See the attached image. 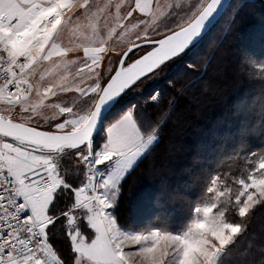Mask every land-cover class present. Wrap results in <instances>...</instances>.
I'll return each instance as SVG.
<instances>
[{"label":"snow or ice","instance_id":"6c2138e0","mask_svg":"<svg viewBox=\"0 0 264 264\" xmlns=\"http://www.w3.org/2000/svg\"><path fill=\"white\" fill-rule=\"evenodd\" d=\"M226 12L224 0H0V264H224L252 249L264 264V241L239 251L264 208V156L212 175L179 234L126 235L111 211L158 142L163 99L148 82Z\"/></svg>","mask_w":264,"mask_h":264},{"label":"trees","instance_id":"16d2710c","mask_svg":"<svg viewBox=\"0 0 264 264\" xmlns=\"http://www.w3.org/2000/svg\"><path fill=\"white\" fill-rule=\"evenodd\" d=\"M236 1L231 0L225 16L215 24L205 42L187 53L185 64L177 66L155 85L154 89L162 93L163 99L159 108L150 110L153 119H159L158 142L138 162L112 209L119 228L140 234L152 230L177 232L189 222L191 209L203 202L209 178L226 171L229 164L235 166L231 158H237L239 170L253 154L257 158L264 156V110L247 106L245 117H231L232 107L249 105V101L261 94L264 97V71H261L264 0H248L237 8L226 35L201 75L204 61H188L204 54L205 51L191 56L210 44L212 35ZM233 46L237 47L235 55L229 54ZM242 52L246 56L241 64L226 62L219 68L214 67L216 58L222 54L238 59ZM236 67L241 73L240 79L234 74ZM131 100L133 104L143 102L136 96L125 103ZM235 128L239 134L232 136ZM195 161L204 164L201 169L193 165ZM72 175L74 178L75 172ZM183 187L190 188L191 194ZM262 241L264 208L258 207L247 223L239 251L249 243L259 245ZM259 258L252 249L247 257L233 255L224 264H249L250 259Z\"/></svg>","mask_w":264,"mask_h":264},{"label":"rangeland","instance_id":"374dc122","mask_svg":"<svg viewBox=\"0 0 264 264\" xmlns=\"http://www.w3.org/2000/svg\"><path fill=\"white\" fill-rule=\"evenodd\" d=\"M245 1H248V0H237L236 1V5H235V7L230 11V13L228 14V17L225 19V21L220 25V28L218 29V31L217 32H215L213 35H212V37H211V41L209 42L210 44L207 46V45H205L203 48H202V50H201V52L199 53V54H194V55H191V56H195V55H202L203 54V51H205L204 52V54L202 55V56H199V57H197V58H189V60L188 61H204V63H203V65H202V68H201V72H200V75L204 72V70H205V67H206V65H207V62L210 60V58H211V56H212V54H213V52L215 51V49H216V47L219 45V43L221 42V40L223 39V37L226 35V33H227V30H228V26H229V24H230V22L232 21V19H233V16H234V14H235V11L237 10V8L243 3V2H245ZM236 51H237V47L236 46H233L231 49H230V52H229V54L230 53H232L233 55H235V53H236ZM231 56L230 58L228 57V56H224L223 54L220 56V57H218V58H216V60H215V62H214V67H216V68H219V67H221L224 63H236L237 65H239V64H241L242 62H243V60L245 59V56H246V54L245 53H241V55H240V58H235L234 56ZM188 59V57H187V55H185V56H183V58L182 59H180V60H178L175 64H173L170 68H169V70L166 72V73H163V74H161V76H160V78L157 80V81H155V82H151V81H149L148 82V84H147V86H146V89H145V94L147 93V92H149V91H153L154 90V87H155V85L157 84V83H159V81L162 79V78H164V77H166V76H168L172 71H174L175 69H176V67L177 66H179V65H183V64H185L183 61H186ZM222 64V65H221ZM225 66V65H224ZM188 67H190V66H188ZM236 69V70H235ZM234 70H235V72H234V74L238 77V79H240V77H241V73L238 71V68L236 67ZM199 75V76H200ZM262 93H264V87L262 88ZM262 95V94H261ZM261 95H259L257 98H253L251 101H249L248 103H249V105H243V106H239V105H237V106H235V107H232V109L234 110V113L231 115V117H233V116H236V115H238V116H242V117H245V107H247V106H249V109L250 108H257L259 111H263L264 110V97H261ZM134 97H136V95H133V96H130V97H128V98H126V100L127 99H134ZM125 100V101H126ZM127 104H133L132 103V100L130 101V102H128ZM230 117V116H229ZM237 128H235L234 129V132H233V134H231L232 136H235V135H238L239 134V131H237L236 130ZM249 132H251V129L249 130ZM202 153V152H201ZM201 163V161H195L194 163H193V165H197L198 166V168L197 169H201L200 167H202L204 164H200ZM179 171H181V170H179ZM157 180H158V178H157ZM161 187H162V185H160V189H161ZM184 189H185V187H183ZM185 191L188 193V194H191V191H190V188H188V189H185ZM191 196V195H190ZM164 208H168L169 209V207H164ZM112 211V210H111ZM192 218V217H191ZM191 218L189 219V222H190V220H191ZM188 222V223H189ZM188 223H187V225H188ZM187 225L184 227V228H182V229H180L179 231H177V232H174V233H172V234H179L180 232H182V231H184L185 230V228L187 227ZM118 230L119 231H121L122 233H124V234H126V235H137V234H140V233H135V232H133V231H131V230H124V229H121V228H118ZM152 231H158V230H152ZM149 232H151V231H148L147 233H141V234H148ZM160 232H163V231H160ZM169 233V232H168Z\"/></svg>","mask_w":264,"mask_h":264},{"label":"water","instance_id":"95a60500","mask_svg":"<svg viewBox=\"0 0 264 264\" xmlns=\"http://www.w3.org/2000/svg\"><path fill=\"white\" fill-rule=\"evenodd\" d=\"M230 2H231V0H224V4H225L226 8H228Z\"/></svg>","mask_w":264,"mask_h":264},{"label":"crops","instance_id":"0c3cea01","mask_svg":"<svg viewBox=\"0 0 264 264\" xmlns=\"http://www.w3.org/2000/svg\"><path fill=\"white\" fill-rule=\"evenodd\" d=\"M119 228V227H118Z\"/></svg>","mask_w":264,"mask_h":264}]
</instances>
